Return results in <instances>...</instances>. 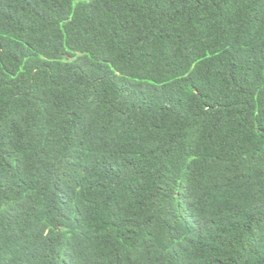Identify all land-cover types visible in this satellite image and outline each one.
I'll use <instances>...</instances> for the list:
<instances>
[{
	"label": "trees",
	"instance_id": "1",
	"mask_svg": "<svg viewBox=\"0 0 264 264\" xmlns=\"http://www.w3.org/2000/svg\"><path fill=\"white\" fill-rule=\"evenodd\" d=\"M0 264H264V0H0Z\"/></svg>",
	"mask_w": 264,
	"mask_h": 264
}]
</instances>
